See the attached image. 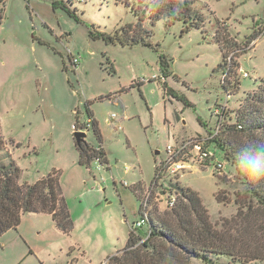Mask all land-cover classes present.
Instances as JSON below:
<instances>
[{
    "label": "rangeland",
    "instance_id": "rangeland-1",
    "mask_svg": "<svg viewBox=\"0 0 264 264\" xmlns=\"http://www.w3.org/2000/svg\"><path fill=\"white\" fill-rule=\"evenodd\" d=\"M195 1L206 16L205 33L195 29L183 34L180 23L170 28L163 21L148 23L153 31L149 48L123 47L99 37L136 23L117 0H0L1 134L21 169L20 184L59 173L72 218V228L65 232L50 214L24 215L16 230L0 238V264H103L125 248L131 225L139 220L134 185L142 181L148 189L156 166L167 159V147L205 133L199 120L214 126L216 108L227 102L223 70H217L222 60L217 20L240 43L264 30V0ZM246 49L233 60L240 64L234 77L241 90L230 99L232 107L264 79V33ZM163 57L169 65L168 87L191 107L159 81H150L162 78ZM87 103L99 123L109 166L99 168L94 162L88 169L78 162L74 125L77 117H88ZM87 142L100 146L92 127ZM208 149L214 158L190 160L177 176L220 224L237 215L235 194L243 186L219 150ZM96 184L107 189L101 205L91 208L98 190H90ZM162 185L151 200L164 211Z\"/></svg>",
    "mask_w": 264,
    "mask_h": 264
},
{
    "label": "trees",
    "instance_id": "trees-1",
    "mask_svg": "<svg viewBox=\"0 0 264 264\" xmlns=\"http://www.w3.org/2000/svg\"><path fill=\"white\" fill-rule=\"evenodd\" d=\"M117 2L130 9L136 23L119 28L112 36L101 33L99 37L105 41L116 42L123 47L151 48L153 31L148 23L154 26L161 21L169 28L180 23L183 34L195 29L205 33L206 16L196 7L195 0ZM217 24L215 39L222 55L217 70H223L221 86L227 102L216 108L217 122L214 126L208 127L200 119L199 123L207 127L205 133L198 132L193 137L177 140L176 145L195 141L203 143L205 148L213 145L219 150L224 162L234 169L236 179L243 186V190L235 194L237 215L220 224L214 223L197 192L183 186L178 176H163L162 162L156 166L154 181L148 189L141 186L132 189L140 202L139 219L143 218L147 208L149 210L145 225L142 228L133 227L125 248L111 256L106 264H193L194 261L202 264H264V79L256 89L245 92L236 107L230 106V99L241 90V81L237 82L234 77L238 75L240 64L233 60L236 54L246 53L248 45L264 30L253 32L240 43L228 28L222 26L227 25L225 22L217 20ZM108 63L111 72L115 73L114 64L110 60ZM168 66L166 57H163L162 78L156 76L150 81H159L165 91L186 103L185 98L168 87L169 72L165 70ZM90 105L87 103L88 119L101 149L88 142L81 145L75 142L79 164L88 169L97 160L103 166H109L100 126ZM186 106L191 107L188 103ZM74 127L76 132L81 129L79 117ZM9 144L0 129V238L6 232L16 230L22 217L30 213L50 214L60 229L69 232L72 218L61 193L59 173L54 171L33 184H20L21 169L8 150ZM252 163L258 170L256 178L247 167ZM156 182L166 184L162 193L167 200L175 198L173 208L161 211L151 198L147 200V194ZM216 200L223 202L220 193L216 195Z\"/></svg>",
    "mask_w": 264,
    "mask_h": 264
},
{
    "label": "built area",
    "instance_id": "built-area-1",
    "mask_svg": "<svg viewBox=\"0 0 264 264\" xmlns=\"http://www.w3.org/2000/svg\"><path fill=\"white\" fill-rule=\"evenodd\" d=\"M74 63H78V59L75 58ZM248 73H244L245 77H248ZM116 115L113 114L112 118L115 117ZM81 131H88L91 128V120L88 119L84 122H81ZM75 129V127H74ZM78 130V131H79ZM194 143V144H193ZM192 148L190 149V147ZM98 150H100V146L97 147ZM167 159L163 162V168H162V173L163 176H177L181 171H184L187 169V164L190 163V160H194V162L198 163H205L208 162L211 158H214V154L209 151L208 148H205L203 143H198V142H191V143H186L182 145H169L167 147ZM96 164L98 165L99 168H101L103 165L100 163V161L97 160ZM218 167H221L219 165ZM129 168L127 167L125 169V172H128ZM125 187H128V183L124 182L123 183ZM151 191L147 194V200L151 198V195L154 193V191L159 188L158 182L154 183L151 186ZM166 190V184L163 183L162 185V191ZM175 198L174 197H169L167 200V207L168 208H173L175 206ZM147 208V207H146ZM148 213L149 210H147L143 213V218H140L134 225V228H142L148 218Z\"/></svg>",
    "mask_w": 264,
    "mask_h": 264
},
{
    "label": "crops",
    "instance_id": "crops-1",
    "mask_svg": "<svg viewBox=\"0 0 264 264\" xmlns=\"http://www.w3.org/2000/svg\"><path fill=\"white\" fill-rule=\"evenodd\" d=\"M70 58V57H69ZM70 61H71V59H70ZM72 62V61H71ZM79 63V62H78ZM74 66L75 67H77L78 66V64H74ZM94 117H95V115H94ZM79 119H80V117H79ZM86 120H88V117L87 118H85V119H83V120H81L80 119V123L81 122H84V121H86ZM16 145H17V143H16ZM96 147V146H95ZM104 147V146H103ZM104 149H105V147H104ZM105 151H106V149H105ZM12 155H13V153H12ZM14 157V156H13ZM78 162H79V158H78ZM102 168V167H101ZM115 182V181H114ZM114 184H116V182L114 183ZM138 186H141V187H143V189H145L146 187L144 186V184H143V182L142 181H139L138 183H136L135 185H134V187H138ZM125 187V186H124ZM129 187V186H128ZM133 187V188H134ZM98 190V193H97V195H93V198H91L90 199V207L91 208H95V207H97V206H100L101 205V202H102V198H103V192L102 191H106V189H102L101 188V186L100 185H98V184H96V185H93V187H92V189L90 190V192H92V191H94L95 192V190ZM138 216H139V211H138ZM137 221H138V219H137ZM136 221V222H137ZM135 225V223H133L131 226H134ZM128 241V240H127ZM118 253V252H117ZM108 261V260H107ZM107 261H104V263L103 264H105V263H107Z\"/></svg>",
    "mask_w": 264,
    "mask_h": 264
},
{
    "label": "water",
    "instance_id": "water-1",
    "mask_svg": "<svg viewBox=\"0 0 264 264\" xmlns=\"http://www.w3.org/2000/svg\"><path fill=\"white\" fill-rule=\"evenodd\" d=\"M75 141L78 145H81L82 143H87V138H88V131H77L75 132ZM159 151H156V154H159Z\"/></svg>",
    "mask_w": 264,
    "mask_h": 264
},
{
    "label": "clouds",
    "instance_id": "clouds-1",
    "mask_svg": "<svg viewBox=\"0 0 264 264\" xmlns=\"http://www.w3.org/2000/svg\"><path fill=\"white\" fill-rule=\"evenodd\" d=\"M247 167H248V170L251 172L253 178H256L258 175V170L255 166V163L249 164Z\"/></svg>",
    "mask_w": 264,
    "mask_h": 264
}]
</instances>
